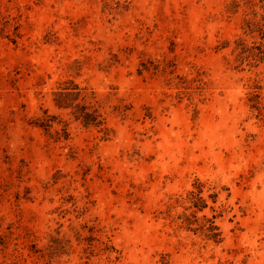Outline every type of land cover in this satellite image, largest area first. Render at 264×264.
I'll return each instance as SVG.
<instances>
[{"label":"rangeland","instance_id":"1","mask_svg":"<svg viewBox=\"0 0 264 264\" xmlns=\"http://www.w3.org/2000/svg\"><path fill=\"white\" fill-rule=\"evenodd\" d=\"M231 2L0 0V264H264V63ZM67 80L105 132L55 107Z\"/></svg>","mask_w":264,"mask_h":264},{"label":"trees","instance_id":"2","mask_svg":"<svg viewBox=\"0 0 264 264\" xmlns=\"http://www.w3.org/2000/svg\"><path fill=\"white\" fill-rule=\"evenodd\" d=\"M244 7L248 11H244L242 18V34L250 37L248 41L245 38L239 36L234 40V47L231 50V54L234 55V59L238 66L247 64L248 66H257L260 63H264V0H232L230 4V11L236 12L239 7ZM5 17H0V24ZM8 21H3L5 24ZM3 31L0 26V32ZM142 69H139L138 73H141ZM53 103L56 108L60 110H69L70 114L76 121H79L85 127H95L100 131L105 132V118L101 112V104L96 100V95L92 91L87 93L86 88L79 87L72 80H67L64 84L57 88L53 92ZM254 98L258 95L254 94ZM254 108H258L257 102L254 103ZM55 116L48 114L47 110H43L41 117L34 119V125L42 128L47 133L52 128L55 122ZM67 124H64L60 131H54V137L59 140L61 137L66 139ZM188 198L193 202V206L201 211L204 207H198L195 200L199 199V191L190 192ZM194 216V215H192ZM187 218V216H185ZM206 231L205 236L207 239L213 240L215 243L221 242L220 233L218 228L214 225V222L205 218V223L202 225ZM32 253L36 254L39 250L32 249ZM30 255V253H28Z\"/></svg>","mask_w":264,"mask_h":264}]
</instances>
